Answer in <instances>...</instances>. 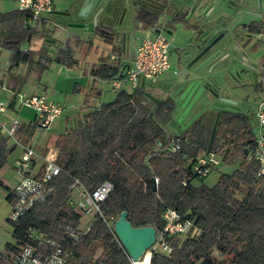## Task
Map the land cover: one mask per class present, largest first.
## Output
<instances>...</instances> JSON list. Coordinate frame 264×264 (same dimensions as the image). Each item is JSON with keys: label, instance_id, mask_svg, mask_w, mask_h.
<instances>
[{"label": "trees", "instance_id": "16d2710c", "mask_svg": "<svg viewBox=\"0 0 264 264\" xmlns=\"http://www.w3.org/2000/svg\"><path fill=\"white\" fill-rule=\"evenodd\" d=\"M113 48L117 50L114 44ZM13 57L31 60L32 56L29 51L15 50ZM53 59L68 65L79 61L67 46L59 47ZM121 72L120 65L107 58L90 69L94 78L101 79ZM144 95L141 88H122L114 99L79 116L53 138L55 161L62 168L53 178L56 192L51 202L35 204L17 220H9L17 243L30 226L46 229L53 222L77 224L78 215L68 202L74 175L90 187L105 179L112 182L101 205L106 217L115 219L126 209L133 225L151 224L159 231L164 225L162 213L171 207L200 228L194 235L166 236L170 253L153 250L149 264H264V176L258 173L259 163L252 155L255 142L249 115L221 112L210 147L223 139L228 147L222 160L240 161L208 185L191 169L192 161L208 147L207 116L180 134L171 133L165 123L173 100L166 97L148 104ZM35 130L34 121L20 123L16 137L27 143ZM172 138L180 142L175 151L166 148ZM8 139L0 135V168L12 148ZM0 185L7 188L1 178ZM7 197L13 201L11 192ZM71 247L68 264H131L113 225L109 227L101 217Z\"/></svg>", "mask_w": 264, "mask_h": 264}, {"label": "built area", "instance_id": "2783aa9c", "mask_svg": "<svg viewBox=\"0 0 264 264\" xmlns=\"http://www.w3.org/2000/svg\"><path fill=\"white\" fill-rule=\"evenodd\" d=\"M53 0H18V10L27 19H39L52 11ZM1 49V45H0ZM170 39L161 28L147 29L143 34L136 36L134 55L130 64L122 72L110 78V87L114 92L120 91L126 84L134 89L140 88L141 78L145 82H154L160 73L169 67ZM21 105L35 109L34 123L36 128H49L62 111L59 102L50 100L42 92L25 94L13 91ZM6 110V102L0 97V116ZM255 114L258 119V131L254 136L252 155L259 163L258 173L264 176V97L256 106ZM19 119L10 117L6 122L0 117V135L7 136L18 143L22 152L14 160V167L20 173L19 180L11 190L13 201L7 215L8 220H17L24 212L35 204L51 202L56 192L53 178L62 171L55 161V153L49 149L45 153L36 152L31 145L23 143L16 137ZM180 142L171 139L166 145L169 150L175 151ZM228 147L223 139L214 147H207L191 164L192 171L205 177L212 170L218 168ZM158 179L155 177L157 185ZM112 182L105 179L96 186L90 187L83 183L78 176H71L68 186V202L78 215L75 225L53 222L49 228L28 227L19 243H13L0 248V264H68L73 254V245L82 234L91 227L96 217H101L109 227L113 225L114 217H106L102 211V202L112 189ZM162 218L164 225L156 232L153 245L139 259H132L131 264H149L153 250L169 254L171 246L166 236L194 235L200 228L189 218H184L174 208L167 207Z\"/></svg>", "mask_w": 264, "mask_h": 264}, {"label": "water", "instance_id": "95a60500", "mask_svg": "<svg viewBox=\"0 0 264 264\" xmlns=\"http://www.w3.org/2000/svg\"><path fill=\"white\" fill-rule=\"evenodd\" d=\"M63 2L66 5L64 10H52L45 16L51 13L66 15L67 28H85L89 24L88 19H95L101 14L102 23L110 24L117 30L106 39L116 45L131 38L127 30L135 24L137 9L129 0ZM176 4L183 15L178 23L182 25L186 43L178 49L179 73L169 87V98L173 100L174 108L168 119H172L170 126L178 131L174 133L180 134L206 107L217 109L216 121L221 111L240 110L237 97L242 93L241 87L226 81L222 84L220 79L225 80L233 60L243 62L251 69V57H263V54H256L258 48L262 49L264 45V0H199L195 4H191V0H163L156 19L167 21V11ZM252 7L255 9L252 10ZM60 27V23L54 24L55 30L67 36L69 30ZM46 40L51 39L44 38ZM43 47L47 45L43 44ZM49 50L54 51V48ZM229 52L240 56V59L229 55ZM145 86L146 82L141 78L140 88L143 90ZM143 91L153 101L162 100L150 91ZM197 107L200 109L183 122ZM153 181V188H156L155 178ZM113 230L127 254L134 260L146 253L156 240V227L151 224L133 225L127 218L126 209L121 210L113 220Z\"/></svg>", "mask_w": 264, "mask_h": 264}, {"label": "crops", "instance_id": "0c3cea01", "mask_svg": "<svg viewBox=\"0 0 264 264\" xmlns=\"http://www.w3.org/2000/svg\"><path fill=\"white\" fill-rule=\"evenodd\" d=\"M63 1L64 0H53V10H63L65 8V3ZM254 9L255 8L252 7V10ZM16 10H18V8ZM4 13L5 12H0V16H2V18H5L3 16ZM18 14L23 15L27 21L29 20L23 13L19 12ZM55 16L57 17V15L51 13L48 16L39 18L42 22L46 21L52 24V26L43 29L44 32L42 29L38 30L42 36L41 46L34 48L19 47L21 39H30L33 34H35L34 32H36L34 31V28L28 24L23 25L25 30L22 32H15V30H12L6 33L5 45L11 52V64H9V66H7L8 63L5 64V67L2 69V73L0 74V93L4 95L3 97H0L6 102V110L0 117L6 122H10V117H16L19 119V124L29 123L34 120L36 115L34 108L21 105L19 103L17 98L14 96L13 91H19L25 94L42 92L48 99L57 101L61 104L62 111L58 116H56V118L58 117V120L55 123V127L58 130L52 133L47 131L48 134L45 136L43 129L36 128L34 134L27 142V144L31 145L36 152L42 153L45 148H47L46 151L52 149L53 152L56 153L52 145V140L58 133L62 132V126H64V130H66L69 124L73 123V121L79 116H82L89 110L98 107L102 102H105L102 100L104 94L102 93V87H99V85L100 83H103L102 86H105L110 80L94 78L90 73L92 65L99 62L102 58H106L102 54L98 53L96 59L92 60V62L88 63L86 66L82 65V61H78L75 65H68L64 62H58L53 59L56 55L57 49L65 46L73 49L74 56L75 49L79 48L83 52L84 57V54L92 48L94 43V37H91L92 39L90 40L81 31L67 28L65 20L58 17L56 18ZM57 22L60 23L62 28L66 27L69 30L67 36L60 32V30L54 29V24ZM61 27L59 29H61ZM60 36L65 37L62 39ZM168 37L171 40L169 60L174 66L172 70L173 76H170L171 78L167 77V75L163 78L158 76L154 82H147L145 88L143 89L149 91L148 88H152L154 96L159 99L169 97L168 89L171 82L175 79L174 71L178 68V49L186 43V36L182 33L174 32ZM44 38H49L51 40L44 41ZM135 38H130L123 44H116L115 48H117V50H114L113 43L104 39L110 48V63L118 64L120 65L121 70H124L133 58ZM43 44H46L47 47H43ZM0 45L2 49L3 43L1 41ZM49 48H54V51H50ZM15 50L31 52V60H23L21 58L15 59L13 57ZM95 50H97V48H95ZM44 62L46 64L43 66ZM51 66L52 68H50ZM124 89L128 91L134 90L130 84H126ZM114 93L116 95V92ZM115 95L113 98H110V100L114 99ZM243 95L244 94H241L237 97L238 106L240 107L239 111H242L250 116L247 101L248 93L245 94L246 96ZM47 129L49 128H46V130ZM11 140L13 142L12 148L6 157V159L8 157L10 158L9 165L13 169L11 178L2 174L5 164L0 168V178L7 186V188H5L2 185L5 188V193L2 194V192H0V200L3 199V201L0 202V222L5 219V221L9 223L10 221L7 219V215L12 201L7 197V193L11 192L12 187L19 180L20 173L14 167V160L19 157L22 152L21 146L13 139ZM2 196H4V198H2ZM9 243L12 242L7 241L5 246Z\"/></svg>", "mask_w": 264, "mask_h": 264}, {"label": "rangeland", "instance_id": "374dc122", "mask_svg": "<svg viewBox=\"0 0 264 264\" xmlns=\"http://www.w3.org/2000/svg\"><path fill=\"white\" fill-rule=\"evenodd\" d=\"M56 5V4H55ZM18 8V0H0V12H9V11H14ZM160 22H163L162 20H160ZM24 24H28L30 25L32 28H34V32L35 34H33V36L30 39L27 40H20V48H34V47H38L42 45V36L41 33H39L38 30L43 31V29H45L46 27H50L52 26V24L44 21L42 22L40 19H33L30 18L28 21L25 19V17H23V15L21 14H8V16H6L5 18H2V16H0V41L3 43V47L1 49V53H0V74L2 73V69L5 67V64L8 63L7 66H9V64H11V52L9 51L8 47L5 45V39H6V33L10 32L12 30H15V32H22L25 30V28H23ZM52 29V28H51ZM44 32V31H43ZM143 34L140 33L139 35ZM65 37V36H60ZM172 37V36H171ZM93 45L92 48L87 51L84 54L83 57V52L79 49L76 48L75 49V57L80 61H82V65L86 66L88 63H91L92 60L96 59L97 54H102L103 56H105L107 58V60L110 62V57H109V53H110V48L108 47L106 41L98 36H95L93 39ZM109 42V41H108ZM95 48H97V50H95ZM104 48V49H103ZM107 49V51H106ZM170 58V57H169ZM10 60V61H9ZM173 64H171L170 60H169V67L164 69L161 73H160V77H165V75H167V77H172L173 75ZM52 68V66L50 67ZM16 71V69H15ZM7 73V72H6ZM170 77V78H171ZM103 83H100L99 87H102V93L104 94V96L102 97V100L104 101H108L110 100V98H113V96L115 95V93L110 89V83L107 82V84L105 86H102ZM248 93L247 97H248V109H249V114H250V118H249V124L251 126L253 135H257V131H258V119L257 116L255 114V110H256V106L258 101L264 97V86L261 88V86H257L255 88H250L246 90V94ZM0 96L3 97L4 95L2 93H0ZM55 121H53L49 127V129H43L44 130V134L46 136L47 131L49 133L55 132L58 129L55 127V123L58 120V117L54 119ZM70 125V124H69ZM64 130V126H62L61 131ZM41 135V134H40ZM8 142L10 145L13 144L11 138L8 139ZM239 158H236L230 162H225V161H221L220 165L218 166V168L212 170L210 173H208L205 177H203L202 182L204 184H208V185H212L216 182L219 174L221 172H230L232 171L234 168H236L239 165ZM10 163V158L8 157L6 159L5 162V166H4V170H2V174L5 175L6 177L11 178L12 174H13V169L12 167L9 165ZM0 192L5 193V188L0 185ZM2 198H4V196H2ZM3 199L0 200V202H2ZM14 242L15 238L12 234V225L11 223L5 221V219H3L0 222V248H5V243L6 242ZM227 264H231V263H227Z\"/></svg>", "mask_w": 264, "mask_h": 264}, {"label": "flooded vegetation", "instance_id": "af4514ba", "mask_svg": "<svg viewBox=\"0 0 264 264\" xmlns=\"http://www.w3.org/2000/svg\"><path fill=\"white\" fill-rule=\"evenodd\" d=\"M129 1L132 2L137 9V12H136L137 17L135 19L136 20L135 24H133L132 28L129 31L127 30V32H130L131 38H135L136 36H138L140 33L144 32L147 29H153L156 27L161 28L167 34V36L172 35V33H174V32L175 33L179 32V33L184 34L183 33L184 31L182 29V25L180 23H178L183 15H182V12L179 11V9H178L179 7L177 4L174 5V7L172 9H169L167 11V15H166L167 21L160 22L161 19H156V17H157V13L159 12L161 2L163 0H129ZM198 1L199 0H191V4H195ZM65 8H66V5H65ZM52 10H53V8H52ZM100 15L101 14L97 15V17L95 19H93V17L88 19L87 22H89V24L85 28H74V27H68V28L77 29L78 31H81L90 40L92 39L91 37L98 36V37H101V38L109 41L106 38H108V36H110V34L114 33L117 30L113 29L112 26H110V24L102 23V21H101L102 19H100L101 18ZM57 17L67 21L66 15H57ZM263 28H264V26H263ZM262 32H264V29L262 30ZM253 43H254V41H253ZM170 46H171V40H170ZM252 54H253V52H252ZM254 54H256V52ZM260 54H263V57L261 59H258L257 57H251L253 60L252 64L249 65L251 69L247 68L243 64L242 60H240L242 63H239L238 61L231 59L233 61L230 63V67L228 70L229 73L225 76V80H223V78L220 79V83L222 82V84H223V82L226 81L229 83H234V85H237L238 87L240 86L241 91H242L241 94H244L243 96H246L245 95L246 90L249 89V87L255 88L257 86H261V88H262L264 86V45H263L262 49H260V47H259L257 50L256 55L260 56ZM229 55L235 57L238 60L240 59L239 58L240 56L238 57L235 54L233 55L230 52H229ZM174 72H175L174 78H176L178 73H179V69L177 68ZM148 90L152 94H154V91L152 88L151 89L148 88ZM168 91L170 93V89H168ZM144 97L146 100H148V101H145L148 104H150L149 101L150 102L153 101L147 95H144ZM237 105H239V104H237ZM199 109H200V107H197L186 119H184L185 121H183V122H186ZM221 112H220L218 119L216 121L217 109L210 108V107L204 108V110L202 112H200L193 119V121L183 130V132L186 129H189L202 115H206L208 118L207 127H208V131H209V138L211 137L212 132H213L212 136H214L215 131H216V127H217V123H218L220 115H221ZM171 121H172V119L170 118L165 123V125L168 129V132H171V133L178 132L175 127L170 126ZM178 124L182 125V123H178Z\"/></svg>", "mask_w": 264, "mask_h": 264}]
</instances>
